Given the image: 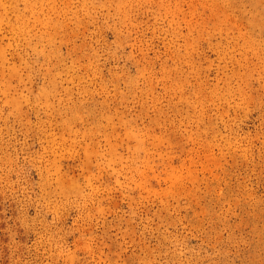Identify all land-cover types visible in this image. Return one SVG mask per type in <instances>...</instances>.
I'll return each mask as SVG.
<instances>
[{"label":"rangeland","instance_id":"1","mask_svg":"<svg viewBox=\"0 0 264 264\" xmlns=\"http://www.w3.org/2000/svg\"><path fill=\"white\" fill-rule=\"evenodd\" d=\"M0 264H264V0H0Z\"/></svg>","mask_w":264,"mask_h":264}]
</instances>
